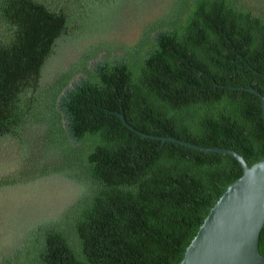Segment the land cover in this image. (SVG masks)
<instances>
[{"label":"trees","instance_id":"1","mask_svg":"<svg viewBox=\"0 0 264 264\" xmlns=\"http://www.w3.org/2000/svg\"><path fill=\"white\" fill-rule=\"evenodd\" d=\"M126 3L131 33L100 34ZM238 88L264 95V0H0V191L32 190L0 205V264H179L241 170L117 114L251 166L261 105Z\"/></svg>","mask_w":264,"mask_h":264},{"label":"water","instance_id":"2","mask_svg":"<svg viewBox=\"0 0 264 264\" xmlns=\"http://www.w3.org/2000/svg\"><path fill=\"white\" fill-rule=\"evenodd\" d=\"M256 96L261 105L264 128V95ZM117 116L131 132L161 142L175 143L196 151L230 156L241 176L229 184L203 219L183 252L179 264H264L257 250L258 233L264 223V158L247 166L237 153L223 148H205L171 137H154L129 127L121 113Z\"/></svg>","mask_w":264,"mask_h":264},{"label":"rangeland","instance_id":"3","mask_svg":"<svg viewBox=\"0 0 264 264\" xmlns=\"http://www.w3.org/2000/svg\"><path fill=\"white\" fill-rule=\"evenodd\" d=\"M135 7H138L136 5H134ZM135 7H133V4L131 3H126V4H123L120 8H123V9H126L125 11H123V13L118 10L117 11V15L115 16L116 19L114 21H112V25L114 24L115 26L114 27H109L107 29H104V28H101L99 30V33L100 34H104L105 31L108 32V34L106 35V37L108 39H119L118 36H121V37H125L126 35H128L129 33H131V30L133 29V25L132 23H130L129 19L132 18V15L135 16L136 14H139V10L136 9ZM130 8H133L132 11H130ZM130 13H129V11ZM111 26V25H110ZM103 57V54H101L99 56V58ZM95 64V61H92L90 62V66L94 65ZM80 77H75L71 82H70V85H74L77 80H79ZM66 92H67V88H66ZM32 189H35V188H32ZM5 194V197H2V201H0V205H3V207L5 206V208L7 209L8 207H10L7 203V199L11 200V198L13 196H17L18 197V200H11L13 203H15L17 206H20L21 202H23L26 198H30L31 197V194H32V190L31 188L27 189V190H23L22 193L20 192H11V191H0V196L4 195ZM29 194V195H28ZM4 198H6L5 201ZM2 215V214H1Z\"/></svg>","mask_w":264,"mask_h":264},{"label":"flooded vegetation","instance_id":"4","mask_svg":"<svg viewBox=\"0 0 264 264\" xmlns=\"http://www.w3.org/2000/svg\"><path fill=\"white\" fill-rule=\"evenodd\" d=\"M78 77H80V78H79V81H81V79H82L81 76L79 75ZM69 85H70V84H69ZM70 86L74 87L73 85H70ZM62 93L65 94V93H66V89H64V91H63ZM62 100H63V99L61 98V101H62Z\"/></svg>","mask_w":264,"mask_h":264}]
</instances>
